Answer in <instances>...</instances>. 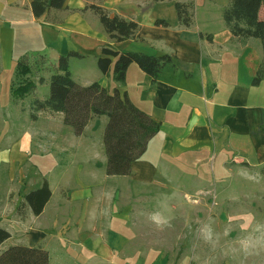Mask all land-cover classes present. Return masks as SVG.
<instances>
[{"label":"crops","instance_id":"obj_1","mask_svg":"<svg viewBox=\"0 0 264 264\" xmlns=\"http://www.w3.org/2000/svg\"><path fill=\"white\" fill-rule=\"evenodd\" d=\"M229 1L222 16L194 8L186 27L177 10L150 12L154 0H143L147 12H124L107 0H65L63 9L39 18L33 0H0V93L6 91L9 101L0 104V229L11 235L0 254L26 246L46 250L50 264H174L173 257L182 255L179 264H188L189 253H168L157 245L167 239L172 209H181L214 178L222 180L230 166L264 167V81L253 85L263 47L259 39L233 36L224 19ZM93 5L136 22L138 32L122 42L111 39ZM158 20L168 26H158ZM105 48L167 55L171 63L155 82L132 64L120 84L98 67ZM71 52L81 56L69 61L77 84L118 90L160 124L130 175L107 174V117L90 121L82 136L65 125L62 113L31 117L32 103L50 96L41 97V87L58 72L60 57ZM40 60L47 66L19 81V63L33 67ZM72 60L84 65L76 63L73 71ZM17 82L36 89L15 99ZM45 182L51 198L36 215L25 199Z\"/></svg>","mask_w":264,"mask_h":264},{"label":"trees","instance_id":"obj_2","mask_svg":"<svg viewBox=\"0 0 264 264\" xmlns=\"http://www.w3.org/2000/svg\"><path fill=\"white\" fill-rule=\"evenodd\" d=\"M169 1V0H155ZM65 0H33L32 9L36 17H41L49 9H63ZM179 21L189 27L193 22L191 5L176 3ZM264 0H230L224 11V19L234 37L246 41L259 39L264 54V20L260 12ZM99 16L101 23L111 39L122 42L136 35L139 25L118 16H113L100 6L91 7ZM158 26H168L166 21L158 20ZM104 58L98 61V67L104 75H112L116 83L125 84L127 71L132 64H137L155 82L164 67L171 63L170 56H149L140 53L114 52L103 49ZM81 57L75 52L60 57L58 72L50 79V96L47 100H35L32 103L31 117L36 120L37 113L50 111L64 114V123L74 129L76 136H82L86 127L94 118L107 117L108 123L104 133V145L108 158L107 174L110 176H127L132 172V165L147 151L151 140L159 133L160 124L147 113L137 108L127 95L122 96L118 90L113 92L99 83L83 87L77 84L69 71L71 58ZM115 58L114 66L112 67ZM30 67L25 62L19 63V75H27ZM43 81V80H41ZM264 81V57L253 80L257 86ZM36 86L27 82L13 94L15 99H24L32 94ZM20 90V93H18ZM51 198L47 182L42 188L26 196L36 215H40ZM8 231L0 229V246L10 239ZM0 264H50V254L42 249L26 246H13L0 254Z\"/></svg>","mask_w":264,"mask_h":264},{"label":"rangeland","instance_id":"obj_3","mask_svg":"<svg viewBox=\"0 0 264 264\" xmlns=\"http://www.w3.org/2000/svg\"><path fill=\"white\" fill-rule=\"evenodd\" d=\"M107 1L114 2L115 6L124 12L148 10V7L142 4L143 0ZM178 2L194 3L195 7L188 4L193 8V14L196 10L202 14L219 12L220 16L227 4V0L156 1L150 6V12H176L175 5ZM41 62L42 60L33 67L26 63L31 68L29 72H36L47 66ZM72 62L73 71L74 68L79 69L77 65H84L76 60ZM29 74L19 75V81H24ZM20 84L23 83L17 82L16 90ZM49 94L50 83L40 89L41 97H48ZM6 103L9 105L6 91L5 94L1 91L0 104ZM105 120L108 122V118ZM98 135L99 132L96 133V136ZM188 200L185 201L182 197L184 206L181 209H172L169 215L173 224L167 226V239L157 241V245L167 249L168 253L171 250L189 253L186 258L190 260L188 264H264V167L254 171L243 166H230L226 177L219 181L214 178L200 193H192ZM189 202L197 204L190 205ZM173 259L174 264H179L185 258L182 255Z\"/></svg>","mask_w":264,"mask_h":264}]
</instances>
